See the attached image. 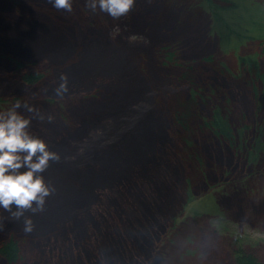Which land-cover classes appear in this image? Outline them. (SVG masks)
Instances as JSON below:
<instances>
[{
    "label": "rangeland",
    "instance_id": "374dc122",
    "mask_svg": "<svg viewBox=\"0 0 264 264\" xmlns=\"http://www.w3.org/2000/svg\"><path fill=\"white\" fill-rule=\"evenodd\" d=\"M237 1V12L244 17L243 36L221 44L212 31L210 13L195 0H136L132 11L119 20L98 7L89 9L87 0H73L72 13L58 11L50 0H0V54L46 72L22 91L5 90L0 79V97L6 100H0V111L19 101L17 111L31 121L28 131L43 139L50 151L64 152L65 159L86 157L97 141L116 139L122 127L138 119L142 107H155L157 102L160 106L162 101V109L174 95L189 91L179 79L176 61L165 63L162 51L172 45L177 61L190 62L198 75L213 72L225 83L221 106L238 128L249 127L254 137L264 116L256 98L264 97V0ZM65 42H72L81 54L87 52V62L96 72L65 73L64 61L76 63L72 54L55 60L58 46ZM12 59H0V71L14 68ZM243 59L256 62L263 77L248 82ZM62 77L68 90L58 94ZM207 135L196 141L203 165L201 160L197 166L183 159L179 175L166 167L173 177L168 187L160 185L158 193L167 197L157 211L154 234L144 233L142 244L121 241L111 260L100 257L102 264H236L234 251L244 249L264 264V172L252 171L245 154ZM65 169L51 162L40 174L51 193L43 209H28V216L47 217L70 208L71 203L65 204L77 197V178ZM97 188L110 190L105 184Z\"/></svg>",
    "mask_w": 264,
    "mask_h": 264
},
{
    "label": "trees",
    "instance_id": "16d2710c",
    "mask_svg": "<svg viewBox=\"0 0 264 264\" xmlns=\"http://www.w3.org/2000/svg\"><path fill=\"white\" fill-rule=\"evenodd\" d=\"M195 2L210 13L212 31L219 36L221 44L243 36L240 27L244 17L237 12L240 7L237 0ZM72 46V42H65L58 46L59 52H55L57 62L60 58L67 60L70 54L76 56V63L64 61L65 73L86 76L91 71L96 72L87 62L88 53L81 54L79 48ZM176 49L172 45L165 47L164 60L165 63L176 61L181 68L179 79L189 85L188 92L174 95L173 101L162 109V101L160 106L157 102L155 107H142L138 119L122 127L116 139L97 141L86 157L67 155L65 159V153L59 152V161L49 162L63 172L65 168H68L65 172L74 171L77 197L73 203L72 200L65 204L71 203L70 208L55 210L47 217H30L25 210L17 217L13 213L20 209L15 204L10 206V211L0 206V264H31L33 261L34 264H51L54 259L58 264H102L100 257L111 260L114 251L121 247V241L123 245L128 241L143 242L144 233L156 231L157 211L166 201V194L158 193L160 185L165 188L171 184L172 172L179 175L183 159L197 166L201 160L203 165L196 141L199 135L208 137L207 132L238 154H245L252 171L264 172V116L258 120L254 137L248 134L249 127L238 128L230 119V112H225L220 103L225 83L213 72L198 75L190 62L177 61ZM0 59L12 58L0 54ZM11 62L14 68L0 71L4 88L10 92L22 91L46 75V72L35 71L33 63L14 59ZM245 65L248 82L263 77L256 62L251 60ZM256 98L260 112L264 97L260 94ZM0 100L6 101L4 97ZM188 183L192 186L190 180ZM102 184L110 186V190L98 189ZM188 192L191 197L190 190ZM145 210L150 211L148 215ZM28 219L32 221L30 232L25 231ZM233 254L236 264H260L256 255L245 249Z\"/></svg>",
    "mask_w": 264,
    "mask_h": 264
},
{
    "label": "clouds",
    "instance_id": "9594fccd",
    "mask_svg": "<svg viewBox=\"0 0 264 264\" xmlns=\"http://www.w3.org/2000/svg\"><path fill=\"white\" fill-rule=\"evenodd\" d=\"M136 0H87V7L93 11L99 8L113 20L127 16ZM58 11L73 12V0H50ZM57 89L58 94L67 92L66 77ZM21 107L17 101L7 111H0V206L11 210L15 206L20 211L13 213L20 217L28 209L42 210L45 198L51 193L41 173L50 161H59L60 156L50 151L47 143L34 137L28 131L30 119L17 111ZM26 168V171H20ZM33 204L37 206L33 209ZM32 230V221L25 220V231Z\"/></svg>",
    "mask_w": 264,
    "mask_h": 264
}]
</instances>
